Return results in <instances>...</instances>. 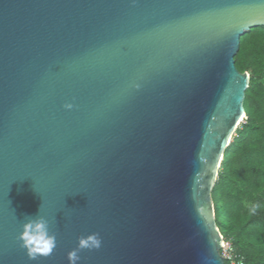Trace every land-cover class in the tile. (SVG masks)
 Returning <instances> with one entry per match:
<instances>
[{"label": "water", "instance_id": "water-1", "mask_svg": "<svg viewBox=\"0 0 264 264\" xmlns=\"http://www.w3.org/2000/svg\"><path fill=\"white\" fill-rule=\"evenodd\" d=\"M264 0H0V264H224L212 200ZM66 105H71L67 108ZM56 236L28 260L21 225Z\"/></svg>", "mask_w": 264, "mask_h": 264}, {"label": "trees", "instance_id": "trees-1", "mask_svg": "<svg viewBox=\"0 0 264 264\" xmlns=\"http://www.w3.org/2000/svg\"><path fill=\"white\" fill-rule=\"evenodd\" d=\"M234 65L249 74L245 119L224 151L212 190L215 220L231 248L224 264H264V26L240 37Z\"/></svg>", "mask_w": 264, "mask_h": 264}, {"label": "clouds", "instance_id": "clouds-1", "mask_svg": "<svg viewBox=\"0 0 264 264\" xmlns=\"http://www.w3.org/2000/svg\"><path fill=\"white\" fill-rule=\"evenodd\" d=\"M66 107L71 108V105H66ZM32 217L21 225L17 240L28 260L36 261L50 256L57 242L55 234L51 232L49 221L39 214ZM100 245L101 240L95 233L79 237L76 248L67 254L69 264H78L80 251L97 250Z\"/></svg>", "mask_w": 264, "mask_h": 264}, {"label": "built area", "instance_id": "built-area-1", "mask_svg": "<svg viewBox=\"0 0 264 264\" xmlns=\"http://www.w3.org/2000/svg\"><path fill=\"white\" fill-rule=\"evenodd\" d=\"M226 253V255H225ZM221 255L224 257V259L231 260V248L228 243H225L222 250H221ZM231 264H236L234 261H231Z\"/></svg>", "mask_w": 264, "mask_h": 264}, {"label": "rangeland", "instance_id": "rangeland-1", "mask_svg": "<svg viewBox=\"0 0 264 264\" xmlns=\"http://www.w3.org/2000/svg\"><path fill=\"white\" fill-rule=\"evenodd\" d=\"M225 255H226V253H225ZM225 255H224V257H225Z\"/></svg>", "mask_w": 264, "mask_h": 264}]
</instances>
